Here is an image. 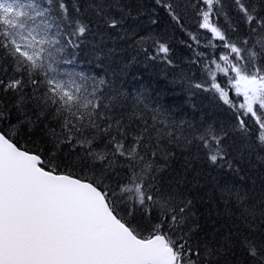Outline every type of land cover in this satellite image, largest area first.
<instances>
[{
  "label": "snow or ice",
  "instance_id": "snow-or-ice-1",
  "mask_svg": "<svg viewBox=\"0 0 264 264\" xmlns=\"http://www.w3.org/2000/svg\"><path fill=\"white\" fill-rule=\"evenodd\" d=\"M151 7L0 0V264H264V0ZM188 9L209 34L182 41L192 62L213 54L183 82L226 122L124 86L133 64L173 66L159 10L183 29ZM80 51L104 74L77 70Z\"/></svg>",
  "mask_w": 264,
  "mask_h": 264
},
{
  "label": "trees",
  "instance_id": "trees-1",
  "mask_svg": "<svg viewBox=\"0 0 264 264\" xmlns=\"http://www.w3.org/2000/svg\"><path fill=\"white\" fill-rule=\"evenodd\" d=\"M89 2L90 0H66V3L70 7L76 5L86 8ZM115 2L121 6H126L125 10L131 11L133 15L141 10L145 15L153 11L151 7L153 0H115ZM226 4H230V0H226ZM228 10L229 9L226 7L225 11ZM113 11L118 14V9H113ZM89 15H91L90 12ZM159 15L160 20L158 25L155 26L156 32L153 33V35H156V33L162 35L165 41L170 45L174 64L173 66H145L144 64H133L129 68L128 74L123 78L124 86L133 90L146 91L147 94L154 99L163 100L170 106H174V110L177 112L178 116L185 119L200 120L202 118H207L226 122L230 118L227 106L214 98V94L211 92L193 90L196 91V94L191 95L187 90L186 84L183 82L188 78L203 82L205 76L201 70L202 64L204 60L213 54V50L204 46L197 48L196 51L204 52L206 56L200 57V62L193 63L192 61L197 59L196 52L187 47V44L182 43V41L191 43L189 40V33H196L202 41H204L205 37L209 34L198 29L197 18L192 9H188L184 14L183 29L177 26L163 10H159ZM143 18L144 17H141V19ZM128 23L133 24L134 22L129 20ZM219 23L227 27L224 17L220 18ZM100 31H103V29H100ZM137 31H140V34H144V32L139 29ZM109 43L112 46H117L116 41H109ZM219 51V49L216 50L217 53ZM127 56V52H119L117 59L121 60ZM77 61V70H82L89 74H95L97 72L101 75L104 74L103 68H98L94 58L89 56L85 51H80ZM121 66L122 63L113 64V67L117 69ZM183 163L184 160L181 157L173 163V167L179 169ZM197 167L200 166L197 165ZM253 175L255 176L256 173L254 172ZM200 195L205 196V200L201 204V210L206 214L210 210L214 211L216 206L211 200V190L209 188H204L200 192Z\"/></svg>",
  "mask_w": 264,
  "mask_h": 264
},
{
  "label": "bare ground",
  "instance_id": "bare-ground-1",
  "mask_svg": "<svg viewBox=\"0 0 264 264\" xmlns=\"http://www.w3.org/2000/svg\"><path fill=\"white\" fill-rule=\"evenodd\" d=\"M182 50V49H181ZM183 55V54H182ZM188 56V55H187ZM189 57V56H188ZM192 68V67H191ZM192 74V73H191Z\"/></svg>",
  "mask_w": 264,
  "mask_h": 264
}]
</instances>
